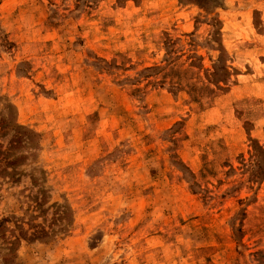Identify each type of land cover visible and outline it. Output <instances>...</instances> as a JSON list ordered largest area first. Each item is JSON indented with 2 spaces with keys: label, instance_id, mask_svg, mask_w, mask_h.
I'll return each instance as SVG.
<instances>
[{
  "label": "rangeland",
  "instance_id": "1",
  "mask_svg": "<svg viewBox=\"0 0 264 264\" xmlns=\"http://www.w3.org/2000/svg\"><path fill=\"white\" fill-rule=\"evenodd\" d=\"M0 97V264H264V0H0Z\"/></svg>",
  "mask_w": 264,
  "mask_h": 264
},
{
  "label": "trees",
  "instance_id": "2",
  "mask_svg": "<svg viewBox=\"0 0 264 264\" xmlns=\"http://www.w3.org/2000/svg\"><path fill=\"white\" fill-rule=\"evenodd\" d=\"M4 107L6 109L13 108L11 103L4 104ZM7 134H10V138L7 141L8 146L1 149L0 145V173L4 174L3 177L7 178V182L18 183L22 175V171L18 166L21 164L20 161L26 158V156L17 153V146L22 137H26L31 141L36 136V133L15 123L9 114L5 115L0 112V136ZM32 182L34 183L35 181L32 180ZM39 190V193L46 197V187H41ZM43 203L44 200L40 203L38 202L37 205ZM69 214L70 209L68 207L56 204V232L65 233L68 230Z\"/></svg>",
  "mask_w": 264,
  "mask_h": 264
}]
</instances>
